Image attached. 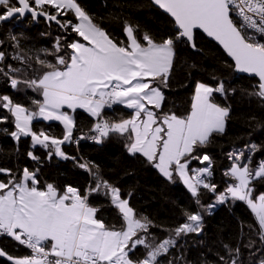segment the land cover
I'll use <instances>...</instances> for the list:
<instances>
[{
	"label": "snow or ice",
	"instance_id": "snow-or-ice-1",
	"mask_svg": "<svg viewBox=\"0 0 264 264\" xmlns=\"http://www.w3.org/2000/svg\"><path fill=\"white\" fill-rule=\"evenodd\" d=\"M154 3L174 18L176 30L158 40L148 32L138 39V28L126 25L129 43L125 45L94 22L77 0H0V22L26 14L32 19L45 17L65 31L75 32L83 41L72 40L62 45V38L57 37L53 51L45 50L53 60L36 57V63L46 70L35 78L17 79L13 73L23 70L11 64L6 66L7 71L0 68V75L11 88L23 84L39 91L43 98L33 100L37 108L30 110L8 95H0V108L11 113L16 129L3 131L17 142L21 136L31 137L33 147L51 149L49 159L52 155L68 159L61 145L84 137L78 135L73 140L77 122L65 109L72 113L83 109L95 118L89 128L95 135L88 138L100 142L111 133L127 134L131 155L146 158L169 180L174 174L178 176L192 196L200 195V187L215 193L216 185L208 179L212 176L213 160L210 154L199 153L198 149L212 143L215 135H223L230 119V106L217 103L214 94L226 98L235 89L226 88L223 80L214 86L197 81L191 109L187 115L180 116L159 111L165 102L162 86H168L180 46L199 51L196 32L202 30L222 45L234 61L236 71L258 77L259 82L249 95L264 104V0H154ZM45 6L56 11L49 12ZM69 11L78 23L57 18L67 16ZM12 59L21 63L25 60L20 55ZM4 60L5 53L0 51V62ZM156 81L160 83L154 84ZM117 104L132 109L133 113L128 119L110 122L102 115L103 109ZM38 118L59 121L64 129L62 137L34 132L32 122ZM7 120V116L0 117V123ZM259 147L250 145L247 156L243 150L230 154L233 163L225 175L235 183L218 194V199L221 203L229 199L245 202L257 221L255 235L264 245V192L253 195V181L264 182V161L255 168L249 166L252 153ZM28 155L33 160L40 159L32 152ZM192 160L207 164L190 169ZM79 166L92 172L88 163ZM38 171V168H24L14 175L11 169L0 168V173L9 176L6 181L0 180V235L11 237L31 250L28 255L14 257L0 249V257L11 264H172L167 257L170 248L177 247V240L170 236L156 243L148 231L152 222L147 217H138L129 199L122 198L120 188L105 180L98 168L93 173L95 184L84 193L72 186L63 192L52 184L40 187ZM91 193L108 197L118 209L122 221L119 229L97 217L98 209L88 199ZM185 216V222L172 229L176 238L182 234H199L202 230L203 216L199 212ZM138 246L145 249L143 258L136 256ZM244 246L255 248L256 241L250 237ZM224 247L227 258L220 256L219 264H243L239 245ZM258 264H264V258Z\"/></svg>",
	"mask_w": 264,
	"mask_h": 264
},
{
	"label": "trees",
	"instance_id": "trees-1",
	"mask_svg": "<svg viewBox=\"0 0 264 264\" xmlns=\"http://www.w3.org/2000/svg\"><path fill=\"white\" fill-rule=\"evenodd\" d=\"M77 2L110 37L116 41H123L125 45L129 43L125 33L126 25L138 28V39L142 38L143 33L148 32L158 40L170 36L176 30L175 23L149 0H77ZM45 7L49 12L56 11L49 6ZM61 20L78 23L74 13L70 11L67 16H61ZM57 37L62 38L60 41L62 45L72 40L82 41V38L70 29L65 31L60 26L49 25L42 19H39L37 24L31 17L24 21L16 19L7 24H0V51L5 53V60L0 62V66L7 70L6 66L11 64L22 69L23 71L19 73H13L21 81L35 78L46 70L36 63V57L53 60V56L47 55V52L53 51ZM64 37L67 39H63ZM196 42L199 51H194L187 45L177 49L168 86L166 88L162 86L165 102L159 111L187 115L191 109L197 81L214 86L219 80H223L226 88L235 89V93L230 92L226 98L218 93L214 94L217 103L230 106V119L223 135H215L212 143L198 149L199 153L210 154L213 160L212 176L208 179L216 185L215 193L200 187V195L192 196L178 176L174 174L173 179L169 180L148 163L146 158L131 155L127 148L130 143L126 139L127 134L122 136L111 133L100 142L96 140L92 142L86 136L90 133L89 128L95 120L82 111L77 112V127L73 133V140L75 141L78 135H83L84 138L63 145V151L69 158L60 160L56 155L49 159L48 152L51 149L33 147L31 137H21L17 142L5 133L3 131L5 128L9 132L16 131L14 117L7 109L0 108V117H8L7 122L0 123V168L11 169L14 175H18L24 168L29 170L38 168L40 187L52 184L63 192L67 186H72L82 193L95 184L93 173L98 168L105 180L120 188L122 198L129 199L137 216L147 217L152 222L148 231L154 235L156 243L170 236L177 240V247L170 248L167 257L172 264H219L220 256L224 255L227 258L225 244L232 248L239 245L240 260L243 264H258L259 259L264 258V250H261L264 249V245L260 244L258 236L255 235L258 225L254 213L243 201L229 199L221 203L218 199V194H223L235 183L230 176L225 175L233 163L231 153L243 150L247 156L251 152L250 145L255 144L260 147L252 153L249 166L255 168L264 161V104L257 97L249 95L255 90L258 81L238 76L233 63L225 53L203 35L197 33ZM15 55L24 57V63L12 59ZM29 65L31 67H28ZM158 83L160 82H154ZM0 95H8L14 102L18 101L30 110L37 108V105L32 103L33 100L43 99L39 91L26 88L23 84L18 85L17 89L11 88L10 83L2 75ZM132 113V109L114 106L105 109L102 115L110 122H119L130 118ZM252 117L256 119L253 120ZM32 130L37 133L43 131L46 135L57 138H61L64 133L60 124L41 121L34 122ZM29 152L40 159L33 160L28 155ZM80 163H88L92 172L80 167ZM205 164L207 161L200 164L199 161L192 160L189 168H203ZM8 179L7 174L0 173V180ZM253 184L254 196L264 192V182L253 181ZM88 199L97 207L98 218H102L110 226L120 228L121 216L108 197L91 193ZM209 207H213V210L207 215ZM191 212H199L203 216L201 232L182 234L176 238L172 229L185 222V213ZM250 237L256 241V247L252 249L244 246ZM0 249L14 257L29 254L7 239H0ZM144 252L145 249L138 246L137 258H143ZM0 264L11 262L0 257Z\"/></svg>",
	"mask_w": 264,
	"mask_h": 264
},
{
	"label": "water",
	"instance_id": "water-1",
	"mask_svg": "<svg viewBox=\"0 0 264 264\" xmlns=\"http://www.w3.org/2000/svg\"><path fill=\"white\" fill-rule=\"evenodd\" d=\"M149 1L154 5V7H156V8L159 9L160 11H162L166 16H168V17L174 22V18H172V17L170 16V14H168L167 12H165V11H164L163 9H161L158 5H156V4L154 3V0H149ZM28 17H30V15H27V14H26L24 17H22V18L12 17V18H9V19L6 20V21H2V22H0V24H7V23H10L11 21H14V20H16V19H21L22 21H24V20L27 19ZM57 18H58V19H61V16H58ZM39 19H42V20L47 21V23H48L49 25H50V24L57 25L55 21H48V20H46L45 17H38V18L34 19L35 24L38 23ZM174 23H175V22H174ZM57 26H59V25H57ZM197 33L203 35V36H204L205 38H207L210 42L216 44V45H217V46H218V47H219V48L225 53V55L228 57V59H229V60L233 63V65H234V61L232 60L231 57H229V56L227 55V53H226L225 50L223 49L222 45H220L217 41L213 40L211 37H208L206 33H203V32H202V30H197L196 35H197ZM191 49H192V48H191ZM192 50H193V49H192ZM194 51H197V50H194ZM235 73H236L238 76H241V77H247V78H250V79H256V80L258 81V77H255V76H253V75H250V74H247V73H240V72H238V71H236V70H235ZM258 82H259V81H258Z\"/></svg>",
	"mask_w": 264,
	"mask_h": 264
},
{
	"label": "rangeland",
	"instance_id": "rangeland-1",
	"mask_svg": "<svg viewBox=\"0 0 264 264\" xmlns=\"http://www.w3.org/2000/svg\"><path fill=\"white\" fill-rule=\"evenodd\" d=\"M84 43H87V42H84ZM114 106H116V105H113L112 107H114ZM111 107V108H112ZM163 107V106H162ZM106 108H104L103 110H105ZM80 110H77L75 113H72V111L71 112H69V114L70 115H73L74 116V119L77 121V112H79ZM95 120V119H94ZM36 121H42L41 120V118H38V119H34L33 120V122H32V126H33V123L34 122H36ZM74 131H75V129L73 130V133H74ZM21 137H23L24 138V136H21ZM71 142H66L65 144H63V145H68V144H70ZM63 145H61V149H62V151H63ZM35 147H39V145H36ZM57 156V155H56ZM60 160H64V158H62V157H60V156H57ZM190 175H191V173H190ZM183 182V181H182ZM185 185V184H184ZM186 186V185H185ZM187 187V186H186ZM188 189V188H187ZM189 190V189H188ZM189 192H190V190H189ZM191 193V192H190ZM213 210V207H209L208 209H207V211H206V214L207 215H209L210 213H211V211Z\"/></svg>",
	"mask_w": 264,
	"mask_h": 264
},
{
	"label": "built area",
	"instance_id": "built-area-1",
	"mask_svg": "<svg viewBox=\"0 0 264 264\" xmlns=\"http://www.w3.org/2000/svg\"><path fill=\"white\" fill-rule=\"evenodd\" d=\"M0 68H1V66H0ZM92 135H95V133L94 132H90V133H88V135L86 136V137H90V136H92ZM90 139V138H89ZM92 142L93 141H95V140H93V139H90ZM0 239H7V240H10V241H12V242H14V244L16 245V246H18V247H20V248H22V249H25L29 254H30V252H31V250L30 249H28L26 246H24V245H21V244H19V242L18 241H15L13 238H11V237H7V236H3V235H0Z\"/></svg>",
	"mask_w": 264,
	"mask_h": 264
},
{
	"label": "crops",
	"instance_id": "crops-1",
	"mask_svg": "<svg viewBox=\"0 0 264 264\" xmlns=\"http://www.w3.org/2000/svg\"><path fill=\"white\" fill-rule=\"evenodd\" d=\"M116 106H120V107H123V106H121V105H116ZM106 109H107V107H105ZM77 110H80V111H82V112H84V113H86L83 109H77ZM76 110V111H77ZM65 111H69V112H71V110L70 109H65ZM104 111V110H103ZM86 114H88V113H86ZM89 115V114H88ZM90 116V115H89ZM91 117V116H90ZM92 119H95V118H93V117H91ZM41 122H45V123H57V124H60L62 127H63V125L59 122V121H47V120H44V119H42L41 118ZM40 147V146H39ZM191 173V172H190Z\"/></svg>",
	"mask_w": 264,
	"mask_h": 264
},
{
	"label": "bare ground",
	"instance_id": "bare-ground-1",
	"mask_svg": "<svg viewBox=\"0 0 264 264\" xmlns=\"http://www.w3.org/2000/svg\"><path fill=\"white\" fill-rule=\"evenodd\" d=\"M1 68H4V67H1ZM5 69V68H4ZM8 70V69H7ZM6 69H5V71H7Z\"/></svg>",
	"mask_w": 264,
	"mask_h": 264
}]
</instances>
